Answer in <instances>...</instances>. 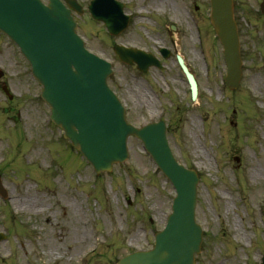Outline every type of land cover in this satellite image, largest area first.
Here are the masks:
<instances>
[{
  "label": "rangeland",
  "instance_id": "374dc122",
  "mask_svg": "<svg viewBox=\"0 0 264 264\" xmlns=\"http://www.w3.org/2000/svg\"><path fill=\"white\" fill-rule=\"evenodd\" d=\"M77 32L112 63L109 85L136 126L159 118L175 158L199 174L195 215L203 228L196 264H254L264 255V14L262 0H233L242 78L224 83L222 47L209 21V0H122L131 14L118 36L107 33L78 0ZM164 1V0H163ZM174 25V30H171ZM180 53L198 84L191 101L175 59L141 77L112 45ZM0 264H115L148 249L175 194L141 142L96 174L49 119L41 87L18 47L0 32ZM9 88L12 97L1 86ZM199 156H197V154ZM257 168L259 176L251 173ZM22 199V200H21ZM21 200V202L19 201ZM247 237H235L236 233Z\"/></svg>",
  "mask_w": 264,
  "mask_h": 264
},
{
  "label": "water",
  "instance_id": "95a60500",
  "mask_svg": "<svg viewBox=\"0 0 264 264\" xmlns=\"http://www.w3.org/2000/svg\"><path fill=\"white\" fill-rule=\"evenodd\" d=\"M66 2L78 10L75 0ZM211 7V22L224 47L226 83L233 89L241 77V58L232 3L211 0ZM88 8L111 34L127 26L128 18L119 2L93 0ZM260 8L264 13V1ZM75 28L71 10L60 0L47 4L40 0H0V30L20 47L30 63L32 75L42 85L41 97L50 106L52 121L94 170L110 171L113 163L125 160L127 138L134 135L175 188L172 211L163 230L155 235L154 247L131 253L117 264H195L194 254L201 243V228L194 219L197 172L179 164L172 155L164 121L140 128L126 121L124 108L107 86L110 63L86 50ZM114 50L123 61L136 62L143 71L157 63L151 55L134 48L115 44ZM177 58L195 99L196 82L182 58ZM260 264H264V256Z\"/></svg>",
  "mask_w": 264,
  "mask_h": 264
},
{
  "label": "bare ground",
  "instance_id": "6f19581e",
  "mask_svg": "<svg viewBox=\"0 0 264 264\" xmlns=\"http://www.w3.org/2000/svg\"><path fill=\"white\" fill-rule=\"evenodd\" d=\"M164 3H166V1L164 0H162V1H160V5L159 6H162ZM197 154V153H196ZM197 156H199V154H197ZM251 175L253 176V177H257V176H259V170L257 169V168H255L254 170H253V172L251 173ZM22 200V199H21ZM21 200H19L20 202H21ZM235 237H239V238H241V239H244L245 237H247L244 233H236V236ZM222 264H224V263H222Z\"/></svg>",
  "mask_w": 264,
  "mask_h": 264
}]
</instances>
